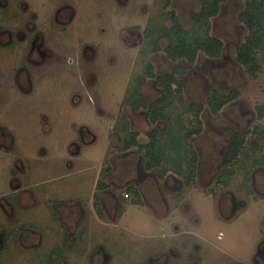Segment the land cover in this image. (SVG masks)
Returning a JSON list of instances; mask_svg holds the SVG:
<instances>
[{
  "label": "rangeland",
  "instance_id": "rangeland-1",
  "mask_svg": "<svg viewBox=\"0 0 264 264\" xmlns=\"http://www.w3.org/2000/svg\"><path fill=\"white\" fill-rule=\"evenodd\" d=\"M32 1L41 18L48 15L47 8L50 0ZM81 1L86 20L83 23L84 32L78 34L77 38H92L94 43H90V46L94 47L96 51L98 49L101 54L100 63L92 66L93 71L97 73L96 83L88 82L91 76L90 72L93 71L87 69L85 64L87 62H84L79 70L76 64L77 58L73 55V50H70L64 54V61L46 75L47 79L45 78L46 81L43 85L37 86L36 92L29 97H24L23 100H4L0 108V127L8 134L14 135L15 138V146L10 152L9 150L5 152L3 147H0V264H53V262H58V264H88L91 262L90 264H92L93 259L94 264H104L100 255V259L97 258V252L100 251L99 245L108 254V262L111 264H143L142 261L145 258L161 254L162 240L157 237L158 234L164 233L166 227L170 231L173 225L180 228V222L181 226L206 235V241L210 246H208L207 256L203 260L204 264H235V259L248 258L249 252L255 249V241L259 237L262 225V208L252 206L246 209L237 221L233 216L230 220L229 218L222 219L217 211L219 198L217 195L214 198L216 200L211 198L209 191L212 182L207 176L208 169L204 167L200 173L198 172L193 186H187L181 190V194L179 193L186 204L184 209L188 210L190 214L181 210L183 201L180 198L178 199L180 204H177L173 193L167 192L162 183L158 184L156 180L148 177L140 181L141 186L139 187L143 190V194L146 193L145 198L132 195L129 199L124 200L123 205L118 206V212L115 213L114 199L109 194L102 195L101 193L99 198L103 199V204L100 202L98 205L103 211L102 217H98L92 211L94 207L95 210L97 208L96 203L95 206H92L93 194L99 173L102 168H105L104 166L111 165L113 169L109 175L111 180L108 177L104 178V181L113 189L111 193L120 194L123 188L135 185V180L138 177L134 172L136 164L140 160L138 155L132 157L134 163L130 168H128L129 162L123 157V154L112 155L106 164V154L108 151H112L111 145L119 144L118 138L112 139V141L110 138L111 132L114 131L113 128L111 129L114 126L113 122L117 120L116 116H119V112L120 118L129 116L131 113L129 105L122 106L124 100L134 101L144 98L140 92V84L144 79L136 75L140 65L134 67L136 62H133L135 52L128 50L120 40L118 32L121 34L130 23L139 25L138 29L142 32L148 23L147 18L154 16L159 21L160 16L157 14L163 12L160 10L163 3H161L162 0H134L131 10L133 12H130V7L117 9L115 0H111L112 7L110 0ZM107 1L110 8L104 6ZM200 1L174 0L175 7L180 11V21L187 30L192 25L191 16L199 7ZM248 1L252 0H229L222 6L219 19L216 22L213 21L214 28H210L209 34L225 41L224 58L216 63L213 70L209 69L210 64L206 59L201 57L198 60L199 67H202L201 71L213 74L212 78L206 79L207 81L200 79L202 76L192 73V69L187 63L180 61V67L186 66L187 76L180 79L184 88L180 103L175 101L173 108H169V113L173 117L179 114L181 119L183 118L180 120L182 121L180 127L184 128L186 133L196 130L197 123L192 115H183L186 111L190 113L188 106L203 103L210 96L211 91L205 93V89L203 90L205 85L208 88H211L210 85L214 87L218 85L220 90L225 92H228L231 86L232 88L236 87V90L241 91L239 100L242 105L247 106V101L250 102L248 106L264 101V62H262L263 70L255 78H251L237 65L236 59V48L244 44L249 37V31L238 23V17L245 10ZM99 7L106 8L111 16L107 18L102 16L99 19L98 15H95L98 10H102ZM112 11L114 16H112ZM108 26L111 30H108L110 29ZM101 30L107 33L102 34ZM206 30L203 29L199 32V37L203 36ZM125 34L124 32L123 35ZM113 40L117 42L116 45H112ZM76 41L73 37L71 43L74 45ZM109 47L108 52L106 50ZM70 57L74 58L73 64L68 61ZM142 59L138 58V62H141ZM79 60L81 64V58ZM195 70L200 71L198 68ZM148 84L150 85L147 87H151V83ZM89 96H92L95 101L91 100ZM152 96L156 97L158 94L153 93ZM239 110V106L226 108L216 120L210 115L207 108L201 113L206 125L204 127L206 134L202 137H194L190 144L201 151L203 159L215 150V148H211L212 142H216L217 147L221 142L220 135L224 127L228 125L224 115L233 116L234 119L241 122L246 120L243 117L242 120L238 118ZM143 114L141 111L139 115L133 114V120L129 121L131 128L140 135L146 129ZM82 127L93 130L100 136V140L93 146L84 148L81 157L75 160L74 170L69 171L65 166V162L69 159L72 160L68 154V148L73 140L78 139ZM149 129L151 127H148ZM182 134L180 132L179 141L171 136L164 140V145L170 146L171 150L176 151L179 155L168 153L165 155V150H162L158 153V159L165 162L168 157L169 163L173 162L180 166V150L182 146H186L187 142L186 136ZM140 138L144 141L147 140L143 136ZM9 141L10 139L7 140L8 146H10ZM4 142L6 143V140ZM165 165L171 168L175 167L171 164ZM116 171L121 177H116ZM161 175H163L162 171L157 172L158 180L161 179ZM23 177L26 179L24 185L32 189L29 192L33 194V199L37 202L35 203L33 199L26 196L27 201L22 200L23 203L18 209V206L11 208L2 199L14 193L13 180H21ZM240 177L241 175L235 178L234 187L240 183ZM111 183L117 184L113 186ZM169 185H173V183L169 182ZM159 187L162 191L164 190L167 200L172 201L170 206L173 208V204H175V207H179L178 210L180 209L181 212L175 210L169 217L162 218L167 209L157 197L156 190L158 191ZM171 196L173 197L170 198ZM71 198L84 201V206L90 211H85L82 218L80 214L63 217L64 225L71 229L70 233H72L68 240L67 234L65 236V228L57 217L59 216L58 210L66 208L58 204H63L64 200L68 201ZM228 199V197L223 199L226 214H228ZM2 202L5 205L4 208H7V215L3 214ZM136 202L140 206H136ZM215 209L217 212H214ZM182 211L184 215L189 216L190 222L186 221L187 217L183 215ZM198 213L201 220L199 227L191 220V216L194 218V216H198ZM215 213L218 217L217 223L216 218L214 219ZM223 221H234V223L225 224L222 223ZM20 226H23L25 230H30L27 232L30 234V241H28V235L21 237L25 230L18 229ZM80 230L89 231L90 234L87 233L86 236L80 237ZM33 231L39 232L41 236L36 235ZM4 232H6L5 236ZM219 233H222L221 238L218 237ZM3 236L4 242L2 241ZM81 238H84V241ZM64 239H67V243ZM86 241L87 243H84ZM173 242L174 245L175 243L180 245V242ZM188 243L192 245V240H188ZM201 244L204 245L203 241ZM214 246L224 250L219 252L213 249ZM48 257L51 260L49 259L47 262ZM163 258L165 257L163 256ZM180 259L184 264L187 263L188 259L185 256ZM181 262L171 259L169 264H181Z\"/></svg>",
  "mask_w": 264,
  "mask_h": 264
},
{
  "label": "flooded vegetation",
  "instance_id": "flooded-vegetation-1",
  "mask_svg": "<svg viewBox=\"0 0 264 264\" xmlns=\"http://www.w3.org/2000/svg\"><path fill=\"white\" fill-rule=\"evenodd\" d=\"M228 1L229 0H226L220 4L219 11L215 16L207 19V22H199L196 25L195 19L202 10L204 3V0H201L199 7L191 16L192 25L187 30L180 21V11L175 7L174 0H162L161 3H163V5L160 10H163V12L157 14V16H160L159 21L156 20L154 16H151L150 18H147L148 23L145 25V28L142 32H140L138 29L139 25L137 26L136 24L131 23L128 24L126 29H123L121 34L118 32L120 40H122L123 44L128 48V50L135 52L133 56V62H136L134 63V67H137L136 65H140L136 75L144 79L140 84V92L144 97L142 100H144L146 107L134 111L133 105H135L139 100H124L122 106L125 107L126 105H129L131 108V113H129V116L127 115L126 117L123 116L120 118L119 112V116H116L117 120L113 122L114 126H112L111 129L113 128L112 130L114 131L111 132L110 138L111 141L112 139L118 138L117 140H119V144H116L115 146L111 145L112 151H108L106 154V164H108L107 161L110 160L112 155L119 156L120 154H123V157L128 160L127 162H129V164H127V166L130 168L132 163H134L132 157L138 155L140 156V160L136 164V167L133 165V167H135L134 172L136 175H138V177L135 180V185H130L125 189L123 188L120 194H116L115 192L111 193V190L113 189H111L110 185L104 181V178L108 177L109 179V175L113 169L111 165L104 166L105 168H102L99 173V179L95 186V193L93 194L92 206H95L96 203L97 208L95 210L94 207L92 211H94L98 217H102L103 211L98 205L100 202L103 204V199L100 200L99 198L101 193L102 195L109 194L114 199L115 213L118 212V206L121 204L123 205L124 200L129 199L132 195L140 197L143 196L145 198L146 193L144 192L143 194V190L139 187L141 186L140 181L146 177L150 179L153 178L158 184L159 182L162 183L164 189L167 192L169 191V193L174 194L177 204H180V201H178L180 198V200L183 201V204L180 208L184 211L186 204L184 200L181 199V196H179V193L181 194V190H184V188L187 186H193V181L198 177V172L200 173L202 171V167H204L208 169L209 174L207 176L210 177L209 181L212 182V187L211 189L209 188L211 198L216 200L214 199L216 195L217 198H219V203L217 202V211L222 219L224 218V220H227L229 218L230 220L233 216L237 221L240 215L246 209L251 208L252 206L262 208V225L260 227L259 237L255 241V249H252L249 252L248 258L235 259V264H264V101L260 103L258 102L253 106H248V103L250 102L247 101V106L244 104L242 105L239 100L241 97V91L236 90V87L232 88L231 86L230 89H228V92H225L220 90L218 85L215 87L210 85L211 88H208L207 85H205L203 90L205 89V93L207 91H211L210 96L208 93L207 95L209 97H207L205 102L195 103L194 105L188 106V111L191 114L187 113L186 111L183 115H192L197 123V127L193 132H187L185 139L187 140L186 146H182L180 150V166H177L173 162L169 163L167 157L165 161L166 163L164 160H161V165L156 167L154 161L148 158V152L150 151L142 149L144 147L151 149L153 139L152 135L155 134L159 140L158 144H156L157 151L155 152L157 154L160 151L162 152V150H165V155L167 153L175 156L179 155L176 151L171 150L170 146L164 145V139H166L165 134L169 128L167 121L160 120L155 125H152L149 116L151 114L152 107H161L165 117L170 118L172 123L174 122V126L176 122L183 120L179 114L173 117L169 113L170 109L173 108L175 101L180 103L182 90L184 89L183 84L180 83V79L186 78L187 76L186 66L184 65V67H180V61L187 63L189 68L192 69L191 72L202 76L200 77L202 80L205 79V81H207L213 77V74L206 72L204 73L201 71L202 67H199L198 60L203 57L210 64L209 69L213 70L216 67V63L224 58L226 48L225 41L218 37L211 36L209 31L210 28H214L213 21L216 22L217 19H219L222 6ZM256 1L264 6V0ZM248 2H246V5ZM112 3L113 2L111 1V7ZM115 3H117V9L120 7L123 9L130 7V12H133L131 10L134 5V0H115ZM104 6L110 8L108 6V1L104 4ZM99 8L102 10H98L95 14L98 15L99 19L102 16L105 18L111 16H109L106 8ZM47 9L48 15H45L43 18H41L34 7V2L32 0H0V108L2 103H4V100H23L24 97H29L34 92H36L37 86L39 84L43 85L47 79L46 75L49 74V72H51L54 67L60 65L64 61V54L70 50H73V55L77 58L76 64L79 70H81L80 68L84 62H87L85 64L87 69L89 68L90 71L94 70L92 66H96V63H100L99 59L101 54L99 50L97 49L96 51L94 47L90 46V43H94V40L87 37L77 38L78 34L84 32L83 23L84 20H86V17L83 15L82 11V1L50 0ZM147 10L149 11L150 9ZM242 13H240V15ZM133 15L135 17V13ZM112 16H114L113 11ZM239 17L238 23L243 25L246 30L249 31V29L240 22ZM108 27L110 28V26ZM180 27L186 31L193 30L195 33H199L203 29H207L205 33L208 31V34L211 37L223 42L221 56L218 58H210L203 51H196L193 62L185 59H177L175 61L171 60L168 55V50L174 44L180 45ZM108 30H111V28ZM124 32L126 33L125 35H123ZM106 33L107 32L102 31V34ZM261 34L262 33H260V35ZM248 36V38L251 37L250 31ZM262 36L264 37V33ZM73 37H75L77 40L76 44L74 45L71 43ZM200 38L201 37H199V39ZM248 38L244 44H241L236 48L237 58L240 48H242L243 45L248 46ZM116 43L117 42L113 40L112 45H116ZM109 50L110 47L106 51L109 52ZM251 51L252 54H254V62L256 66L253 65L254 62H252L249 66H242L238 62V59H236L238 62L237 65H239L246 74L248 73L247 75L249 77L255 78V76L260 73L261 70H263L262 62H264V43L255 42L254 48H252ZM80 58L82 60L81 64L79 60ZM138 58L143 59L141 62H138ZM68 61L70 64H73L74 58L70 57ZM195 68L200 69V71L195 70ZM90 75L91 76L88 82L95 84L97 81V73L93 71L90 72ZM148 83H151V87H147V85H150ZM153 93L158 94V96H152ZM217 97L221 100H224L222 97H227L229 100V102L225 103L220 110H214L212 106V102L215 101H213V99H217ZM90 99L95 101L92 96ZM238 103L240 104L237 105ZM236 106L240 107V116H238V118H241L240 120H242L243 117L246 120H242L241 122L237 119H234L233 116L224 115L225 122L228 123V125L224 127L223 132L220 135L221 142L219 143L218 147L216 142H212L213 146H211V148H215V150L212 151L209 156L203 159L201 151L190 144L194 137H202L206 134L204 129L206 125L202 119L203 117L201 113L205 108H207L210 112V115L215 117L216 120L220 117V114L223 113L224 109H229ZM140 111L144 113L143 120L146 127L145 131L141 132V135L137 131H134L131 128V124L129 123L130 120H133L134 115L136 116L140 114ZM180 123H182V121H180ZM123 126H128V132L131 135H136L138 145H130L132 136L126 135L127 131H122ZM148 127H151V129L148 130ZM184 131L181 132L183 133L182 135H184L186 132ZM140 136L146 137L147 140H141ZM8 139H10V146H8ZM5 140L6 143L4 142ZM99 140L100 136L97 133L88 127H82L78 139L73 140L68 148V154L71 156L72 160L69 159L67 162H65L66 169L69 171L74 170L76 163L75 160L81 157L83 149L93 146V144ZM260 142L262 144H259ZM14 146V135L8 134L7 131L0 127V147H3L5 152H8V150L10 152ZM72 147H74V150H72ZM163 163L169 165L171 164L175 167L171 168ZM159 171H162L163 175H161V179L159 178L158 180L156 174ZM115 174L116 177H121L118 176L117 171ZM239 175H241V181L239 184L235 185L236 187H234L233 182ZM24 178L25 177H23L21 180H13L12 185L14 183V185L17 186H13L14 193L7 195L4 199H2L11 208H16V206H18V209L23 203L22 200L27 199L26 196H28L30 199H33V194L29 192V190L32 189L29 186L24 185V181L26 180ZM109 180H111V177ZM162 180L165 182H162ZM168 181L173 183V185H169ZM111 184L114 186L117 183ZM158 184L156 185L160 186ZM156 192L158 194L157 197H159L161 200L160 202H162V204H164L165 208L167 209L165 215L162 216L163 219L166 218L165 216L169 217L170 214H172L175 210L180 211V209L178 210L179 207H175V204H173V208L170 206L172 205V201L167 200L168 198L165 197L164 190L162 191L159 187V190H156ZM219 192L220 195L218 196ZM172 197L173 196L170 198ZM227 197L229 198L227 201L229 204L228 214L225 213V208L223 206V199ZM66 201L67 200H64L63 204H58L59 206L66 208L58 210L59 216L57 219L60 220L61 224L64 226L65 236L67 234V239L69 240L72 234L70 233L71 229L64 225L63 217L71 215L78 216L79 214L81 217L82 214L89 209L84 206V201L79 200L78 198H71L67 202ZM34 202L36 203L37 201L34 200ZM139 202L141 204V201ZM135 205L140 206L137 203H135ZM4 206L5 205L3 204L2 210L4 212H2L3 214L5 213V215H7V208H4ZM169 207L172 208L171 211ZM217 211L216 209L214 210V212ZM186 212V214H190L188 210ZM197 215L198 216H194V218L191 216V220L195 225H197V227H199L201 220L199 213ZM186 217V221L190 222L189 216L186 215ZM215 218L217 223L218 217H216V213L214 219ZM222 223L230 224L234 223V221H223ZM20 228L22 229L21 231L25 230V228L23 229V226L18 227V229ZM168 229L169 228L166 227L164 229L165 232L159 233L157 236L162 240V243L160 244V246L163 247L161 254L158 253L154 256H150L149 258H145L142 261L143 264H169L171 259L176 262H181L180 258L183 256L188 259H186V264H204L203 260L207 256L208 246H210V244L208 245L206 241V235H203L202 232L198 233L194 230H190L181 226V222L180 228L177 225H173L171 226L170 231ZM28 231L30 232V230H25L21 234V237L28 235L29 238L30 234L27 233ZM6 232L3 233L4 236ZM33 232L36 235L41 236L39 232ZM87 233H89V231H79L80 237L83 235L86 236ZM221 234L222 233H219V238L222 237ZM4 236L2 240L3 242L5 239ZM67 239H64L66 243ZM81 239L84 241V238ZM30 240L31 239L29 238L28 241ZM188 240H192V245L188 243ZM173 241L180 242V245L177 243L174 245ZM202 241L204 245L201 244ZM84 243H87V241ZM33 245H35V243H33ZM98 248H100V251L97 252L98 255L96 254L98 256L97 258L100 259L101 256L102 262H105L104 264H111V262H108L109 256L106 251L101 248L100 245ZM213 249L219 252L224 250L223 248H218L217 246H214ZM163 256L165 258H163ZM49 259L51 260V258L48 257L47 262ZM94 262L95 261L93 259L92 264H94ZM90 263L91 262H88V264ZM53 264H58V262H53ZM181 264H184V262H181Z\"/></svg>",
  "mask_w": 264,
  "mask_h": 264
},
{
  "label": "trees",
  "instance_id": "trees-1",
  "mask_svg": "<svg viewBox=\"0 0 264 264\" xmlns=\"http://www.w3.org/2000/svg\"><path fill=\"white\" fill-rule=\"evenodd\" d=\"M224 1L226 0H204L202 10L199 12L198 16L195 19L196 25L199 22H207V19L215 16L219 11L220 4ZM239 20L249 29L251 37L248 38V46L243 45L242 48H240L237 59L242 66H249L252 62H254L255 59L254 54H252L251 51V49L254 48L255 42L264 43V37L262 36V34L264 33V6L261 3H258L256 0L249 1L246 5L245 11L240 15ZM260 33L262 34L260 35ZM222 49L223 42L211 37L208 34V31L199 39L197 32L195 33V31L193 30L186 31L181 29L180 27V45L174 44L172 47H170V49L168 50V55L169 58L174 61L177 59H185L193 62L196 51H203L210 58H218L221 56ZM253 65L256 66L255 62L253 63ZM222 98H224V100H221L218 97L217 99H213V101L215 100L214 102H212L214 110H220L225 103L229 102L227 97ZM145 107L146 105L144 104V100H139L135 105H133L134 111ZM149 117L152 125H155L160 120L167 121L169 128L165 134V138L171 136L172 138H176L177 141L180 140V132L184 130V128L180 127V120L179 122H176L174 126V122L172 123L170 118L165 117L161 107H152V111ZM122 131H127L126 135H131L128 132V126H123ZM184 135L187 136V133L185 132ZM131 136L132 138L130 145H138L136 135L132 134ZM152 136L153 139L151 149H148V147H144L142 149L150 151L148 152V158L153 160L155 166L158 167L161 165V159H158L159 154H157L155 151H157L156 144H158L159 140L157 139V136L155 134H153Z\"/></svg>",
  "mask_w": 264,
  "mask_h": 264
}]
</instances>
